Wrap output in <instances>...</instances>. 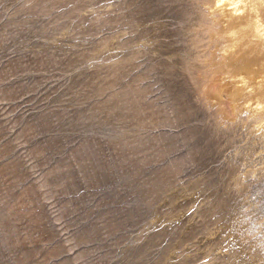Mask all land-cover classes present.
Here are the masks:
<instances>
[{
	"label": "rangeland",
	"instance_id": "1",
	"mask_svg": "<svg viewBox=\"0 0 264 264\" xmlns=\"http://www.w3.org/2000/svg\"><path fill=\"white\" fill-rule=\"evenodd\" d=\"M219 8L0 0V264H264V97Z\"/></svg>",
	"mask_w": 264,
	"mask_h": 264
},
{
	"label": "bare ground",
	"instance_id": "2",
	"mask_svg": "<svg viewBox=\"0 0 264 264\" xmlns=\"http://www.w3.org/2000/svg\"><path fill=\"white\" fill-rule=\"evenodd\" d=\"M217 5L226 31L232 34L227 56L237 61L236 68L244 72L236 81L235 93L240 92L246 104L251 101L249 106H261L264 97V0H217Z\"/></svg>",
	"mask_w": 264,
	"mask_h": 264
}]
</instances>
